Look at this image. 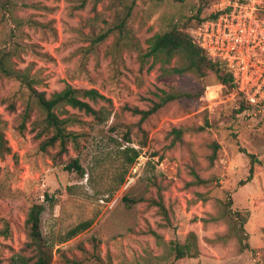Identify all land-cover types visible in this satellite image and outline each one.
Wrapping results in <instances>:
<instances>
[{
	"label": "rangeland",
	"instance_id": "rangeland-1",
	"mask_svg": "<svg viewBox=\"0 0 264 264\" xmlns=\"http://www.w3.org/2000/svg\"><path fill=\"white\" fill-rule=\"evenodd\" d=\"M258 1L256 15L264 22V0ZM225 3L85 0L81 7L82 0H11L8 10L0 8V51L14 52L13 67L26 70L38 92L49 97L69 84L95 88L111 101V107L95 106L111 113L103 124L64 108L87 124L70 127L83 134L79 148L69 146L54 161L38 148L44 115L36 99L19 82L0 77V118L11 148L0 159L2 264L18 254L32 258L23 222L33 204L44 206L40 227L54 247L52 264H169L166 244L184 243L190 233L199 256L175 264H264V111L237 113L246 106L243 96L213 79L171 75L160 65L149 69L151 59L142 65L152 36L175 25L187 24L191 32L196 17L215 15ZM160 90L199 95L167 104L139 128L126 108L147 109ZM180 128L182 141L172 146L170 132ZM131 148L140 152L133 164L126 155ZM249 155L256 158L251 179ZM75 159L83 175L65 169ZM192 172L206 183L191 185ZM152 181L161 186L167 218L148 205L158 198ZM225 212L246 220L249 249L239 250L220 219ZM82 223L89 228L60 243Z\"/></svg>",
	"mask_w": 264,
	"mask_h": 264
},
{
	"label": "trees",
	"instance_id": "trees-1",
	"mask_svg": "<svg viewBox=\"0 0 264 264\" xmlns=\"http://www.w3.org/2000/svg\"><path fill=\"white\" fill-rule=\"evenodd\" d=\"M183 2L184 0H175ZM85 0H82L81 7H83ZM11 6V0H0V8L2 10H8ZM204 9L198 8V15L203 12ZM131 9L128 8L125 18L129 17ZM217 15H211L204 18L196 17L194 21L195 29L202 25L209 19L216 18ZM125 18L120 22L119 29L124 25ZM187 25V24H186ZM172 26L170 29L157 33L148 40L147 52L142 56V65L146 59H151L152 64L149 69H152L156 65H160V69H166L171 75H184L187 73L194 74L199 80L213 79L216 83L230 89L235 90L232 84V78L226 65L219 59H211L201 48H199L193 41V38L189 31L188 26ZM106 37L102 35L98 38V41H102ZM15 54L11 50L0 51V77L15 80L24 86L30 94L36 99V102L44 115V126L38 137L43 139L39 142L38 148L41 152L50 155L54 161L60 160L63 155L68 153L69 146L74 150H78L80 140L83 134L72 130L70 127L74 125H86L80 115L87 118H91L96 124L105 123L109 115L111 114L107 107L95 108L100 103L108 104L111 107V101L101 94L97 89H83L74 88L71 85H65L64 89L58 92L52 93L49 97L44 92H38L34 88L35 80L29 76L26 70H18L13 67L11 57ZM48 59H52L47 54L44 55ZM175 62L174 66H171L172 62ZM199 94L183 93V92H166L160 90L158 94H155L156 101H152L147 109H139L138 107H127L133 116L139 118L137 126L145 122L150 116L157 113L161 108L180 99L192 100L198 97ZM71 108L78 114L68 115L64 108ZM247 109V106L240 104L238 112L241 113ZM28 117V113L25 114ZM3 120L0 118V159L11 154V148L4 134ZM24 127L23 124H21ZM172 140L171 145H175L182 141L184 131L182 128L173 129L171 132ZM129 134V133H127ZM129 139V138H128ZM218 146H215L213 154L217 152ZM55 150L54 154L49 151ZM127 157L129 164H133L139 157L140 152L134 149H127ZM251 159V165L249 168V179L253 174V166L256 162V158L253 155H249ZM213 158V157H212ZM66 170H75L80 175H83V169L79 165L77 159L72 160ZM193 173L194 180L191 185L199 186L205 184L206 181L199 178L197 174ZM153 185L157 188V199L147 200L149 206L157 207V210L167 218V213L163 205L161 198V186L152 181ZM47 200L49 198L45 196ZM144 201L138 200L136 203ZM230 204V203H229ZM229 207V205H228ZM44 211V206L41 204H33L30 206L24 215L23 231L27 237L26 247L31 249L33 256L27 258L23 255H16L10 260V264H52L55 256L54 247L49 244L41 232V215ZM228 213L225 212L224 216L220 219H224L229 225V233H231L239 243V250L243 251L249 249L244 235L245 221L239 214H234L228 217ZM226 217V218H225ZM205 223V221H203ZM90 223H82L67 233L62 242L64 243L72 238L76 237L81 232L87 230ZM156 240H162V238L155 232H150ZM209 244L213 241L208 240ZM167 260L170 259L169 264H175L182 259H195L199 256L198 239L194 233H190L184 243L178 241H171L167 244ZM159 259V258H157ZM163 259V258H161ZM33 260V263L30 261ZM0 264H2L0 262Z\"/></svg>",
	"mask_w": 264,
	"mask_h": 264
},
{
	"label": "built area",
	"instance_id": "built-area-1",
	"mask_svg": "<svg viewBox=\"0 0 264 264\" xmlns=\"http://www.w3.org/2000/svg\"><path fill=\"white\" fill-rule=\"evenodd\" d=\"M258 0H226L216 18L190 34L211 59L221 60L232 84L246 102L247 115L264 111V22L257 18Z\"/></svg>",
	"mask_w": 264,
	"mask_h": 264
}]
</instances>
